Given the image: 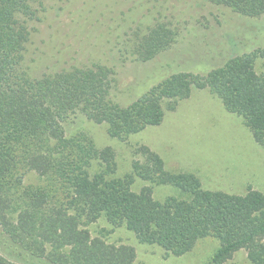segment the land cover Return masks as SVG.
<instances>
[{
    "label": "rangeland",
    "instance_id": "rangeland-1",
    "mask_svg": "<svg viewBox=\"0 0 264 264\" xmlns=\"http://www.w3.org/2000/svg\"><path fill=\"white\" fill-rule=\"evenodd\" d=\"M31 24L24 62L32 78L68 68L69 72L78 70L85 78L92 77L101 90L108 85L110 92L102 98L97 90L78 89L71 104L65 106L68 101L58 97L51 103L53 108L49 105L56 117L53 127L43 134L38 132L33 144L20 145L30 165L22 187L14 192L0 182V195L6 201L14 195L20 202L26 201L24 185L31 184L42 187L37 193L49 188L68 193L60 157L79 141L112 149L117 164L113 175L119 177L129 174L137 160L153 163L150 158L155 152L163 159L165 170L194 173L205 189L242 194L252 187L264 194V141L257 138L243 116L225 107L222 97L213 94L209 85L194 86L184 98L163 97L162 122L138 132L111 135L108 121L95 117L102 115L107 107L104 103L127 107L172 74L204 79L200 77L234 56L259 53L264 48V12L250 15L221 0H43ZM163 47L167 48L159 51ZM255 69L262 73V56L256 57ZM80 93L82 101L76 99ZM85 99L91 102L87 104ZM39 103L46 107L44 100ZM61 137L71 145L57 151ZM98 162L96 158L92 163V173L102 169ZM146 186L153 187L157 199L187 197L173 184H153L135 176L134 190ZM58 196L56 206L62 209L59 216L63 223L75 226L76 237L84 235L88 242L100 243L110 263L255 264L249 252L264 249L261 233L215 259L223 239L207 236L189 251L176 255L161 245L142 241L125 224L109 220L105 212L95 213L83 203L79 212L69 202L72 196L61 192ZM5 213L0 206V255L14 264H53L48 255L51 246L36 248L21 225H16L17 216L13 220L14 236L7 224L12 219L5 222L2 218ZM46 236L40 240L50 245Z\"/></svg>",
    "mask_w": 264,
    "mask_h": 264
},
{
    "label": "trees",
    "instance_id": "trees-1",
    "mask_svg": "<svg viewBox=\"0 0 264 264\" xmlns=\"http://www.w3.org/2000/svg\"><path fill=\"white\" fill-rule=\"evenodd\" d=\"M221 1L250 15L264 12V0ZM42 4L43 0H0V182L13 188L14 192L22 187L25 170L30 166L20 151V145L33 144L38 132L43 134L54 125L56 117L49 105L53 108L51 103L54 104L58 97L68 101L65 106L71 104L73 100L70 99H75L74 91L78 89L85 92L97 90L102 98L110 92L108 85L101 90L93 84L92 77L85 78L83 72H69L68 68L32 78L24 58L33 31L31 22ZM259 53L234 56L222 67L200 77L204 79L195 80L198 77L186 73L172 74L127 107L104 103L107 107L102 115L95 114L96 120L108 121L111 135L138 132L162 122L163 97L184 98L194 86L202 88L209 85L213 94L222 97L225 107L243 116L257 138L264 141V69L262 73L255 69L256 57L264 58V48ZM81 96L83 93L76 99L82 101ZM41 99L45 108L39 103ZM85 100L87 104L91 102V99ZM72 108L76 107L72 105ZM70 145V140L61 137L56 150L64 151ZM151 156L153 163L137 160L129 174L119 177L113 175L117 164L112 149H98L94 143L87 145L79 141L60 157L61 172L69 192L49 188L46 192L42 189L37 193L41 186L24 185L27 198L24 202H20L16 195L7 201L0 195V206L6 212L2 218L5 222L12 219L7 224L14 236L13 227L21 225L22 232L34 240L36 248L51 246L48 255L53 264L111 262L109 256L102 254L100 243L88 242L84 235L76 237L75 226L63 223L59 216L62 209L56 206L61 198L59 192L72 196L69 202L79 212L82 203L95 213L105 212L109 220L125 224L142 241L161 245L176 255L189 251L199 239L219 236L224 245L215 256L218 259L264 234V194L261 191L251 187L245 193L235 194L205 189L194 173H170L165 170L164 161L157 153L152 152ZM96 158L100 160L98 165L102 169L92 173L90 169ZM135 176L153 184H173L187 197L157 199L151 186L136 191L132 187ZM16 216L18 221L15 225L13 220ZM46 234L50 245L40 240V236ZM249 257L255 264H264V249L250 251ZM115 262L110 264H117ZM0 264L14 263L0 255Z\"/></svg>",
    "mask_w": 264,
    "mask_h": 264
}]
</instances>
